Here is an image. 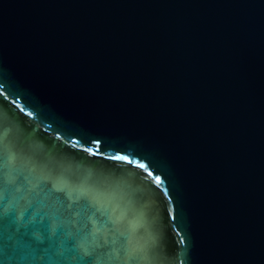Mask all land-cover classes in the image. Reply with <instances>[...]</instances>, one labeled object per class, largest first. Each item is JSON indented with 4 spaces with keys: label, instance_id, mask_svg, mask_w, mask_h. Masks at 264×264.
I'll return each mask as SVG.
<instances>
[{
    "label": "water",
    "instance_id": "water-1",
    "mask_svg": "<svg viewBox=\"0 0 264 264\" xmlns=\"http://www.w3.org/2000/svg\"><path fill=\"white\" fill-rule=\"evenodd\" d=\"M0 83L70 187L119 183L164 264H264V0H0Z\"/></svg>",
    "mask_w": 264,
    "mask_h": 264
},
{
    "label": "snow or ice",
    "instance_id": "snow-or-ice-1",
    "mask_svg": "<svg viewBox=\"0 0 264 264\" xmlns=\"http://www.w3.org/2000/svg\"><path fill=\"white\" fill-rule=\"evenodd\" d=\"M3 88L0 83V92ZM101 143L93 140L95 147L81 145V150L103 156ZM77 144L79 140L72 147ZM106 158L148 168L129 155ZM67 171L66 162L30 144L20 128L0 113V264H164L169 259L147 229L139 234L138 228L143 227L139 217L129 220L114 205L115 198L108 191H119L118 182L108 185L99 178L91 189L78 184L70 187L64 178ZM155 179L157 184L162 182L159 176ZM120 199L142 206V197L133 192H123ZM77 207L91 215L85 218ZM128 214L136 217L135 207ZM96 218L107 234L100 236L95 226H88L87 221Z\"/></svg>",
    "mask_w": 264,
    "mask_h": 264
}]
</instances>
